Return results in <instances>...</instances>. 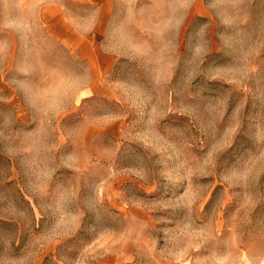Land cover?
I'll list each match as a JSON object with an SVG mask.
<instances>
[{
	"label": "rangeland",
	"instance_id": "1",
	"mask_svg": "<svg viewBox=\"0 0 264 264\" xmlns=\"http://www.w3.org/2000/svg\"><path fill=\"white\" fill-rule=\"evenodd\" d=\"M0 264H264V0H0Z\"/></svg>",
	"mask_w": 264,
	"mask_h": 264
}]
</instances>
